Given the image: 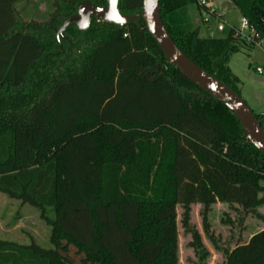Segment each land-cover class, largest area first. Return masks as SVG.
Here are the masks:
<instances>
[{
	"label": "trees",
	"instance_id": "1",
	"mask_svg": "<svg viewBox=\"0 0 264 264\" xmlns=\"http://www.w3.org/2000/svg\"><path fill=\"white\" fill-rule=\"evenodd\" d=\"M18 1L0 0V192L41 210L53 247L0 238V264H179L178 206L205 258L191 205H203L207 230L217 202L264 205V153L224 102L168 60L144 18L118 24L90 12L58 35L83 0H55L38 23L19 18ZM199 1L160 0L163 23L240 94L229 62L255 44L235 29L201 36L189 16ZM232 1L264 39V0ZM143 2L119 0V13H142ZM225 264H264V230Z\"/></svg>",
	"mask_w": 264,
	"mask_h": 264
},
{
	"label": "rangeland",
	"instance_id": "2",
	"mask_svg": "<svg viewBox=\"0 0 264 264\" xmlns=\"http://www.w3.org/2000/svg\"><path fill=\"white\" fill-rule=\"evenodd\" d=\"M19 18L26 22H47L55 10V0H20L15 4ZM189 16L200 35L208 36L201 11L196 5L189 8ZM238 22L239 18L234 15ZM210 20V18H209ZM211 18V22H212ZM241 28V27H240ZM248 34V31H243ZM218 36V35H217ZM232 71L241 79L240 94L255 113L264 114V46L254 45L249 53H235L229 62ZM262 68V73L256 71ZM264 124V119H263ZM203 205H191L190 225L201 236L205 251L202 258L193 245L192 233L183 225L184 208L178 206L177 225L179 233V264H225L226 252L246 243L255 233L264 230V205L254 212H246L237 204L217 202L208 215V230L205 228ZM51 217L54 213L47 210ZM52 227L38 208L22 203L0 192V238L20 244L35 241L43 247H53L50 238Z\"/></svg>",
	"mask_w": 264,
	"mask_h": 264
},
{
	"label": "water",
	"instance_id": "3",
	"mask_svg": "<svg viewBox=\"0 0 264 264\" xmlns=\"http://www.w3.org/2000/svg\"><path fill=\"white\" fill-rule=\"evenodd\" d=\"M159 1L144 0L143 12L135 15L119 13V0H110L107 8H100L89 1H85L80 4V16L67 20L57 33L59 34L73 22H79L85 26L89 19V12L118 24H127L138 18H144L148 29L166 54L168 60L175 64L192 82L224 102L236 114L250 141L264 153V129L251 107L234 89L202 69L179 49L163 23Z\"/></svg>",
	"mask_w": 264,
	"mask_h": 264
},
{
	"label": "crops",
	"instance_id": "4",
	"mask_svg": "<svg viewBox=\"0 0 264 264\" xmlns=\"http://www.w3.org/2000/svg\"><path fill=\"white\" fill-rule=\"evenodd\" d=\"M199 6L203 18H208V21L204 19L203 21L208 22L205 27L209 35L220 36L228 29H240V20L243 15L232 0H208V6H202L200 4ZM234 15H237V18H239L238 22L235 20ZM209 18L210 20L211 18L213 19L212 22ZM252 48L253 46L246 49L245 52L249 53ZM257 68L260 67H256V71Z\"/></svg>",
	"mask_w": 264,
	"mask_h": 264
},
{
	"label": "built area",
	"instance_id": "5",
	"mask_svg": "<svg viewBox=\"0 0 264 264\" xmlns=\"http://www.w3.org/2000/svg\"><path fill=\"white\" fill-rule=\"evenodd\" d=\"M199 4L202 6H208V0H200ZM208 21V18L204 19ZM241 28L238 30V33L241 34L249 43H254L255 45L259 44L264 46V39L260 37L259 33L256 32L254 27L251 25V22L248 17L242 16L241 20ZM243 31H248V34H244ZM259 73H262V68H257ZM264 115V114H263Z\"/></svg>",
	"mask_w": 264,
	"mask_h": 264
},
{
	"label": "flooded vegetation",
	"instance_id": "6",
	"mask_svg": "<svg viewBox=\"0 0 264 264\" xmlns=\"http://www.w3.org/2000/svg\"><path fill=\"white\" fill-rule=\"evenodd\" d=\"M85 1H89V2H91L90 0H83V1H81V2L79 3V7H80V4H81L82 2H85ZM91 3H93V2H91ZM93 4H94V3H93ZM95 5H96V4H95ZM96 6H97V5H96ZM98 7H99V6H98ZM100 8H102V7H100ZM89 15H90V12H89ZM63 25H64V24H63ZM63 25H62V26H63ZM62 26H61V27H62ZM59 30H60V29H59ZM59 30H58V31H59ZM58 31H57V32H58ZM57 34H58V33H57ZM60 34H61V32H59L58 35H60Z\"/></svg>",
	"mask_w": 264,
	"mask_h": 264
}]
</instances>
